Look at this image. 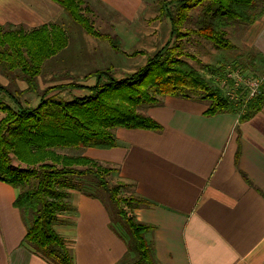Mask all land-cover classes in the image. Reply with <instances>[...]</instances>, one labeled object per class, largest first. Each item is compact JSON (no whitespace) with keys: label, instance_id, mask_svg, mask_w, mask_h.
Wrapping results in <instances>:
<instances>
[{"label":"crops","instance_id":"0c3cea01","mask_svg":"<svg viewBox=\"0 0 264 264\" xmlns=\"http://www.w3.org/2000/svg\"><path fill=\"white\" fill-rule=\"evenodd\" d=\"M82 1L126 23L151 9L146 36H156V23L163 22L168 25L164 45L170 40V21L161 17L165 0ZM65 14L57 0H0V26L60 25ZM124 30L128 40L139 41L134 30ZM237 44L255 53L252 70L264 79V11L241 29ZM112 53L104 51L107 58H118ZM206 109L203 102L161 99L143 112L161 131L115 130L117 146L103 150L108 154L101 162L117 168L118 178L150 204L133 214L152 228L147 240L155 264H264V104L244 122L232 113L208 117ZM18 194L0 182V264H48L23 244L27 223L13 206ZM69 203L54 229L74 264H127L134 258L98 201L70 191Z\"/></svg>","mask_w":264,"mask_h":264},{"label":"trees","instance_id":"16d2710c","mask_svg":"<svg viewBox=\"0 0 264 264\" xmlns=\"http://www.w3.org/2000/svg\"><path fill=\"white\" fill-rule=\"evenodd\" d=\"M57 2L87 34L107 41L115 52H122L117 36L99 34L92 28L84 16L82 0ZM198 7L201 11L193 27L186 28L190 11ZM263 11L264 0L171 1L163 5L161 13L171 24L169 42L148 55L134 72L119 79L114 76V68L107 67L85 76L84 80L94 78L92 85L70 82L42 92L38 85L41 67L67 47L65 32L56 25L33 28L29 34L4 30L23 26H0L2 73L6 77L20 73L26 84L20 94L34 93L39 98L36 106L17 104L16 110L0 99V182L19 189L13 206L27 223L23 244L48 264H74L70 249L54 225L61 213L71 209L70 191L97 199L98 195L84 190L96 187L106 193L114 220L128 234L127 249L135 256L127 264H155L147 240L152 228L138 222L133 214L135 209L150 204L135 194L124 198L118 195L122 185L108 183L111 176L118 175L117 168L56 150L113 149L117 146V129L159 132L161 125L140 112V108L159 106L165 97L203 102L208 117L232 113L239 114L241 122L251 119L263 107L264 83L252 98L244 101L245 93L241 90L237 92L239 100L232 101L218 83L225 74L224 66H207L209 78H205L185 60L191 56L183 52L180 42L194 35L211 42L217 50H234L226 38V29L236 22L250 26ZM67 88L88 94L71 100L48 96L54 89ZM0 94L17 103L7 86L0 84ZM111 224L112 219L110 226L114 229Z\"/></svg>","mask_w":264,"mask_h":264},{"label":"rangeland","instance_id":"374dc122","mask_svg":"<svg viewBox=\"0 0 264 264\" xmlns=\"http://www.w3.org/2000/svg\"><path fill=\"white\" fill-rule=\"evenodd\" d=\"M165 1L169 3L171 0ZM84 5L82 6V9L85 10L84 16L88 18L92 28L99 34L117 36L122 52H126L124 54L126 56L119 57V54H121L122 52H116L117 54H112L118 55V58H107V55L104 54V51L109 49L111 51L113 50L110 47L109 43L107 41L102 40L101 41L104 43H101L99 41L100 39L90 36L85 32V30L81 26L73 22V20L65 14L67 21L61 22L60 25L58 24L55 27L61 28L65 32L68 42L67 47L57 53L55 56L47 59L43 63L41 67V73L38 77L39 92H42L43 90L49 87L67 84L70 82L92 85L94 83V78L84 80L85 76L92 73V71L94 72L96 70L105 69L110 65H113L117 69L116 71H114V76L120 79L141 67L145 63L146 57L159 50L166 41V29L168 25H165V23L163 22H160V24L156 23V36H152L149 38L146 36L148 34V28L149 31H151L152 28L151 25H148L146 20L153 15V11L151 9L147 11L145 15L141 17L138 21L134 23H126L120 21L119 18H116L112 14L104 13V11L99 6L85 5V8ZM163 5L164 4L162 3V6ZM200 11L201 7L190 11L189 18L184 24L186 28L193 27L194 22ZM165 18L166 17H164V19ZM112 26L117 27L113 29ZM242 26L243 25L236 22L231 27L226 29V38L233 44L235 48L234 50L229 51L217 50L215 49V47H213V44L211 42L198 36H189L188 38L180 42L183 52L191 56L185 57V60L192 67L197 69L207 79L209 78L208 70L206 68L207 66H213L216 68L224 66V73L226 71H230L231 69L233 71L237 70L240 71L243 77L261 80L263 84L264 79L262 76H260V73L256 72V70H252L251 65L254 64L252 62H254V59L256 57L255 53L250 50H245L241 47H237V37L239 36L241 29L243 28ZM124 28H129L130 31L134 30L135 34L140 35L139 41L137 42L128 40V38L124 36L126 35L125 33H128L125 32ZM4 30H13L24 34H29L32 31V29L26 27L23 29L5 28ZM96 44L104 45H102V47H99L98 45L96 46ZM98 52H100V55H103L104 58H101ZM135 52L139 53L132 55ZM74 54H76V56H74ZM119 58H121V62L119 61ZM255 73L256 76H253ZM0 84L8 87L14 100L17 103H14L13 100L3 94H0V99H3L13 109H17V104H20L21 106L25 107H34L37 105L39 98L36 94L29 92L20 94V92L26 89V84L21 80L20 73L15 72L12 73V75L6 77L0 69ZM87 94L88 93L84 90L67 88L54 89L49 93L48 96H58L60 99L63 100H71L74 97H81ZM146 108V106L140 108V112H144ZM56 151L60 154L68 156L90 157L99 161L103 165H108L105 162H101L102 157L108 154L107 151L91 148H63L57 149ZM13 163L17 165L15 161ZM108 183L110 186L122 185L118 192V195L120 197L124 198L135 196L132 189V184H129L119 179L117 175L111 176L108 179ZM84 190L87 193H93L95 195H98L97 199H92L98 201L106 209L109 219H112L111 225L114 228L113 230L127 241L128 234L121 227V225L114 220L113 207L110 204L106 193L104 191L98 190L96 187H86L84 188Z\"/></svg>","mask_w":264,"mask_h":264},{"label":"built area","instance_id":"2783aa9c","mask_svg":"<svg viewBox=\"0 0 264 264\" xmlns=\"http://www.w3.org/2000/svg\"><path fill=\"white\" fill-rule=\"evenodd\" d=\"M220 88L225 95L232 101L237 102L239 97L237 92L244 91V101L252 98L258 92L262 81L243 77L240 71H226L224 76L218 80Z\"/></svg>","mask_w":264,"mask_h":264}]
</instances>
